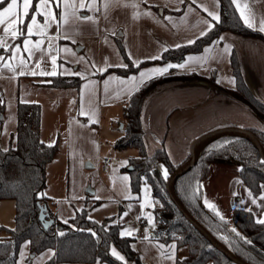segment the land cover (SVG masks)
Wrapping results in <instances>:
<instances>
[{
  "label": "crops",
  "instance_id": "obj_1",
  "mask_svg": "<svg viewBox=\"0 0 264 264\" xmlns=\"http://www.w3.org/2000/svg\"><path fill=\"white\" fill-rule=\"evenodd\" d=\"M8 2L10 0L0 7V11ZM39 2L37 0L33 11L30 8L28 16L24 17L22 0H18L19 28L23 35H5L2 29L7 23L0 25V42L7 46L0 47V56L4 58L0 60V105H3L0 148L15 147L17 103H38L40 138L47 144H57V153L45 170V182L46 171L54 163L60 169L62 167L63 178L67 180L63 197H52L47 183L43 192L56 219L67 222L82 209H86L87 219L95 222L112 217L113 223L121 226L120 235L122 232L131 233L123 237L133 238L131 246L144 264H175V242L164 244L154 239L155 203L149 185L143 183L139 193L131 191L129 174L125 169L128 170V159L132 156L116 158L108 169L102 170L105 159L102 156L106 157L110 146H114L115 140L122 136L111 132L112 128L105 133L103 126L119 120L128 99L142 84L170 72L173 75L196 74L204 78L213 75L216 85L191 80L173 81L158 85L148 95L143 104L141 122L149 155L164 147L171 162L177 164L188 160L192 142L210 131L227 127L264 130L263 124L248 106L219 88L233 90L236 86L230 63L234 49L247 86L264 101V42L224 31L201 52L187 54L179 63L145 66L128 76L105 74L109 68L125 67L117 39L135 65L158 59L166 49L189 44V41L205 34L217 21L209 13L219 17V1L49 0L46 7L56 19L46 21L41 9L37 21L41 27L47 23L44 34H39L34 27L33 34L28 36L27 26L32 15L36 14ZM231 2L242 23L249 27L245 23L247 18L252 24L249 28L264 35L259 31L264 22V0ZM81 3L85 4L82 9L79 7ZM69 4H75V15L67 7ZM82 15L91 16L93 20L79 19ZM25 39L31 41L27 46L31 49V56L24 45ZM41 41L40 48L33 47ZM53 57L56 59L55 76L78 77L80 83L77 88L55 89L47 86V78L54 76L39 73L53 71ZM21 59L26 62L24 65ZM37 63L39 68H36ZM169 64H184L185 67H172L163 74L153 71ZM5 65H11V68ZM22 70L24 75H20ZM29 70L37 72V75L29 74ZM141 73L145 75L141 77ZM132 77L136 78L134 82ZM21 86L26 88L24 97L36 99L23 100ZM45 102L50 107L49 121L53 123L48 128L44 119ZM64 117L67 119L60 128L59 123ZM207 142L202 143V147ZM106 144L108 149H104ZM85 162L91 164V168H97L92 185L94 189L90 185L88 187L93 193L88 194L84 193L89 180ZM210 197H217L224 213L243 209L250 211L255 221L264 219V184H261L259 195L253 196L234 168L210 166L209 177L203 185L204 202ZM115 252L118 254L116 257H121ZM52 255L53 250L47 249L29 262V246L25 242L20 247L16 264L20 261L21 264H32L36 258H39V264H44Z\"/></svg>",
  "mask_w": 264,
  "mask_h": 264
},
{
  "label": "trees",
  "instance_id": "obj_2",
  "mask_svg": "<svg viewBox=\"0 0 264 264\" xmlns=\"http://www.w3.org/2000/svg\"><path fill=\"white\" fill-rule=\"evenodd\" d=\"M36 1L32 0L31 11ZM218 1L219 20L205 34L193 43L166 49L158 59L135 65L128 59L123 44L117 39V47L126 67L109 68L105 74L128 76L145 66L179 63L187 54L201 52L224 31L264 42V35L242 23L231 0ZM230 63L235 88L225 90L216 87L248 106L264 126V101L247 86L234 49L230 55ZM47 80V86L55 89L77 88L80 83L78 77L54 76ZM180 80L216 85L213 75L204 78L196 74L173 75L170 72L145 82L130 96L123 108V135L115 140L114 147L117 150L133 148L137 151L135 157L128 159L127 168L131 167V170L125 169L129 174L131 191L139 193L143 183L149 185L155 203L154 239L164 244L175 242V264H235L185 219L167 192L168 178L187 160L172 163L164 147L157 149L152 155L147 152L141 122L143 104L158 85ZM2 112L1 104L0 113ZM39 127V104L18 102L15 147L6 150L0 148V201L13 200L15 205L13 227L0 226V232L5 233L0 237V264H16L20 247L25 242L29 246L30 258L47 249L53 250L52 257L44 264H144L131 246L133 238L121 236V226L113 223L112 217L95 222L87 219V211L82 209L67 222L56 219L43 192L46 186L45 170L57 153V144L43 142ZM245 130L257 138L264 150V130L252 127ZM213 165L236 169L251 194L259 195L261 184H264V160L252 142L241 135H221L205 143L194 165L173 182V192L188 213L224 248L248 264H264V224L257 223L252 213L243 209H233L224 216L217 215L216 208L208 207L204 202L203 185L209 177L210 166ZM41 208H44L43 221L39 220ZM47 222L49 224L45 227L44 223ZM112 248L124 259L113 255Z\"/></svg>",
  "mask_w": 264,
  "mask_h": 264
},
{
  "label": "snow or ice",
  "instance_id": "obj_3",
  "mask_svg": "<svg viewBox=\"0 0 264 264\" xmlns=\"http://www.w3.org/2000/svg\"><path fill=\"white\" fill-rule=\"evenodd\" d=\"M7 2V0H0V6H3L5 3ZM193 3L196 2V0H192ZM233 2H235V0H233ZM49 3V0H40L39 4L37 5V12L36 14H33L32 17H31V22L28 24L27 26V35L28 36H31L33 34V30H34V27L39 31V34L43 35L44 34V28L47 27V23H45V25L43 27L40 26V24L38 23L37 21V15L38 14H41L40 10L43 9V15L45 16V20H55L56 17L53 15V13L51 12V10L49 8L46 7V5ZM32 6V0H22V7H23V16L24 17H27L28 14H29V9L31 8ZM57 7H59V3H57ZM67 7L71 8L73 11H72V14L75 15V9H76V6L75 4H69L67 5ZM79 7L82 9L85 7V4L81 3L79 5ZM88 7H91V5H89ZM19 8H20V4L18 3V0H10V2L7 3V6L6 7H3L2 11H0V25L2 24H5L7 23V26L4 27L2 30L3 32L5 33V35H8L9 33L11 34L12 37H16L18 35V33L20 35H23V31L19 28V23H20V13H19ZM146 15H151V13H145ZM209 15H211L213 17L214 20H219V17L214 15L213 13H209ZM241 15H243V12L241 13ZM79 19L81 20H93V17L91 16H80ZM245 23L248 24L249 27H252V24L251 22H249V20L247 18H245ZM259 31L261 32H264V22L261 23V26L259 28ZM194 41H189V43H193ZM41 43H43L42 41L41 42H37L36 44L33 45L34 48H40L41 46ZM31 44V41L28 40V39H25L24 40V45L26 46V50L28 51L29 53V56H31L32 52H31V49L27 48V46ZM0 47H4L6 48L7 46L4 45L2 42H0ZM177 47H179V45H177ZM17 52L20 51V48L17 47L16 49ZM155 58H158V57H154ZM4 58L2 56H0V60H3ZM191 59V58H190ZM26 62L21 59V64L24 65ZM52 64H53V71L51 72H40L39 74L40 75H49V76H55L57 73L55 71V64H56V59L55 57L52 58ZM126 67V65H124ZM5 67H8V68H11V65H5ZM40 65L39 63L36 64V68H39ZM172 67H180V68H184L185 65L184 64H180V65H167V67L165 68H162V69H154L153 71L157 72V73H160V74H163V73H166L168 71L169 68H172ZM102 71V70H101ZM25 72L22 70L20 72V75H24ZM29 74L31 75H37V72L35 71H32V70H29ZM141 77H143L145 74L144 73H141L140 74ZM132 81L134 82L135 81V77H132L131 78ZM51 146V145H49ZM165 176H167V172L165 171ZM255 202V201H253ZM209 207H213L212 205H209ZM126 215V213H125ZM217 215H219V213L217 212ZM221 219H223V217H221ZM149 221H151V217L149 216ZM257 223H260V224H264V219H258L257 220ZM233 231H235L233 229ZM93 235H95V233H92ZM125 234H128L130 235L131 233H125V232H122L121 235H125ZM61 235H63V233H61ZM250 243V241H248ZM161 247H163V245H161ZM174 247V246H173ZM113 254L114 255H118L115 250H113ZM21 257H23L24 253L21 252L20 253ZM121 260H123L124 258L121 256L119 257Z\"/></svg>",
  "mask_w": 264,
  "mask_h": 264
},
{
  "label": "rangeland",
  "instance_id": "obj_4",
  "mask_svg": "<svg viewBox=\"0 0 264 264\" xmlns=\"http://www.w3.org/2000/svg\"><path fill=\"white\" fill-rule=\"evenodd\" d=\"M25 86H21V91H22V95H23V100H28V99H36V98H26L24 97V94H25ZM43 108H44V119L46 120L45 124L47 125V128L48 126H52L53 123H51L49 121V118L51 117L50 115V107L48 105V102H45L43 103ZM1 113H0V118H1ZM67 117H64L62 118V121L63 122H60L59 123V127L61 128L62 127V124L65 123ZM124 117H123V114H121V117L119 118V120H115V122L113 124H108L107 123L103 126L104 127V130H105V133L109 132V130L111 129V132L115 133L116 135H123V129H122V123L124 122ZM104 130H103V133H104ZM223 136H227V135H237L235 133H225V134H222ZM221 136V135H219ZM204 146V145H203ZM111 150L110 152H108L106 154V157L102 156L104 158H107L108 161L106 163V169L109 168V166L111 165V162L114 160V159H118V158H123V157H126V156H132V157H135L137 155L136 153V150L133 149V148H129V149H126L124 151H119L117 149H115L114 146H110ZM104 149H108V146L106 144V146L104 147ZM200 152V151H199ZM198 152V153H199ZM87 163V162H85ZM102 164H103V161H102ZM102 166V165H101ZM85 167V166H84ZM85 170L86 172L89 173L88 175V182L86 184V188L84 189V193L85 194H88V192H86V190L88 189L89 185L92 186L93 185V180L97 174V168L94 167V168H86L85 167ZM101 175L104 176V173H100ZM67 180L63 178V170H62V167L61 169L56 166V163H54L53 167H49V170L46 171V183H47V186H48V190L53 193L52 197L55 196V199H59L61 197L64 196V191H65V184ZM93 188V186H92ZM94 189V188H93ZM92 195V194H90ZM205 203L206 205L209 207V205H212L216 208V210L219 212V214L221 216H224L226 215L224 213V211L222 210L221 208V204L220 202H218L217 200V197L214 199V197H210L209 199L207 198L205 200ZM14 208H15V205H14V201L13 200H3V201H0V226H5V227H8V228H12L13 225H14V220H13V216H14ZM5 233L4 232H0V237L1 236H4ZM32 260V258L29 260V262ZM20 264H21V261H20ZM32 264H39V258H36L33 260Z\"/></svg>",
  "mask_w": 264,
  "mask_h": 264
},
{
  "label": "water",
  "instance_id": "obj_5",
  "mask_svg": "<svg viewBox=\"0 0 264 264\" xmlns=\"http://www.w3.org/2000/svg\"><path fill=\"white\" fill-rule=\"evenodd\" d=\"M122 127V126H121ZM225 133H235L237 135H241L243 137L248 138L252 144L254 145V147L257 149V151L259 152V154L261 155L262 159L264 160V150L262 149L259 141L257 140V138L255 136H253L250 132H248L247 130L241 129V128H235V127H227V128H220V129H216L213 131H210L206 134H203L202 136L196 138L191 146H190V151H189V156H188V160L186 161V163L180 167L179 169H177L173 174L170 175V177L168 178L167 182H166V189L167 192L172 200V202L175 204V206L178 208V210L182 213V215L185 217V219L207 240L210 242V244L214 247H216L217 249H219L230 261L234 262L235 264H248L246 262H244L243 260L239 259L238 257H236L233 253H231L229 250H227L226 248H224L219 242H217V240L199 223L197 222L189 213L188 211L185 209V207L181 204V202L179 201V199L176 197L175 193L173 192V182L183 173L187 172L195 163L196 157L197 156H193V151L195 149V147L201 143V142H205V141H209L219 135L225 134ZM86 168H91V164H89L88 162L85 164ZM128 170H131V167H128ZM87 192L89 193H93V191H91L89 188L87 189ZM44 208L40 209L39 212V220L43 221L45 215L43 214ZM49 224V222L44 223V226L47 227Z\"/></svg>",
  "mask_w": 264,
  "mask_h": 264
},
{
  "label": "bare ground",
  "instance_id": "obj_6",
  "mask_svg": "<svg viewBox=\"0 0 264 264\" xmlns=\"http://www.w3.org/2000/svg\"><path fill=\"white\" fill-rule=\"evenodd\" d=\"M202 143H204V142L199 143V144L197 145L198 147L196 146L197 149H196V147H195L196 150L194 149V151H193V156H197V155H198L197 153H198V151L202 148V145H201ZM196 152H197V153H196Z\"/></svg>",
  "mask_w": 264,
  "mask_h": 264
},
{
  "label": "built area",
  "instance_id": "obj_7",
  "mask_svg": "<svg viewBox=\"0 0 264 264\" xmlns=\"http://www.w3.org/2000/svg\"><path fill=\"white\" fill-rule=\"evenodd\" d=\"M107 161H108L107 158H105V159L103 160V164H102V167H101L103 171L106 170V163H107Z\"/></svg>",
  "mask_w": 264,
  "mask_h": 264
}]
</instances>
